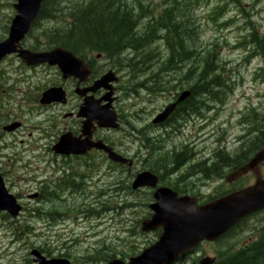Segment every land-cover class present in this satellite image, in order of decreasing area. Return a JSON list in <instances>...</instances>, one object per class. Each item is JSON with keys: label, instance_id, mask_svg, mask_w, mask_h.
<instances>
[{"label": "rangeland", "instance_id": "1", "mask_svg": "<svg viewBox=\"0 0 264 264\" xmlns=\"http://www.w3.org/2000/svg\"><path fill=\"white\" fill-rule=\"evenodd\" d=\"M13 0H3V5L7 6V3ZM126 3L128 8L133 12L135 18L134 28L136 29L137 38L134 42L131 43V47L120 52L118 55L112 57L113 60L117 61L121 71L122 77L126 73L128 75V86L125 90V93L131 95H139L143 98L148 97V93L154 94L156 96L160 93L165 92L163 88V79L172 83V87L175 88V84L181 85L183 90H187L196 84H201L199 79V70H202L204 67L207 69L206 81H215L219 79L217 73L220 72L221 67L217 60L214 57V54H211L209 57L205 54L196 52V47L193 46V42H199L198 39L201 38L207 39L211 34H204L205 20L203 19L204 14H201V18L196 16L198 13L206 9L213 3L222 4L223 2H229L227 0H163V1H152V0H120ZM140 2V4H139ZM252 4L251 13L252 22H254L257 30L263 27L264 31V0H240L238 5ZM212 3V4H213ZM211 4V5H212ZM2 5L0 0V34L3 33L4 26L8 22L7 15L9 14V8H5ZM68 4L63 5V9L67 7ZM239 7V6H238ZM247 8L249 5L246 6ZM67 10V9H65ZM63 10V11H65ZM256 12V13H255ZM229 12L217 11L214 16L211 18L212 22L219 23L226 18ZM249 15L247 20L251 17ZM59 16L52 18L51 27L56 26ZM240 24L243 27L246 23L245 19L239 18ZM181 21V22H180ZM158 22V23H157ZM248 22V21H247ZM176 27V31L179 34H184L185 39L188 40V48L194 51V57L185 62L178 67L177 63H168L170 58L171 51L170 49H176V38L172 36L173 29ZM236 34L231 33L227 38V41L230 39L233 41V38ZM211 41V39H207ZM160 43H167L169 47L168 55L165 59H162ZM157 44V45H156ZM156 45V46H154ZM258 57L263 58V54L260 52L256 53ZM222 56L226 57L225 61L227 64L229 61L232 62V67L235 70H238V74L235 75L234 80L240 81L243 77V83L236 87L233 92V99H230L226 105V109L218 116V124L226 119L231 120V123H226V127L234 128V124L237 120L235 117L236 114L228 115L230 109L233 108L235 111L239 106L242 105V99L236 98L235 95H264V83L256 82L255 87L250 81L249 76H244V69H249V74H252L251 69L255 68L258 65L257 61L252 62L249 66H241L239 62L238 54H230L227 49H224ZM214 57V62L212 66L213 72H211V63L210 59ZM156 64V65H155ZM203 65V66H202ZM182 67V68H181ZM7 69V67H6ZM214 84V85H213ZM9 87L14 88L12 84ZM180 88V89H181ZM222 88V83L218 80V83L209 84L208 93H204L199 96H195L192 106H199L200 103H203L205 99H212L218 90ZM203 90V91H205ZM181 91V90H180ZM167 92V91H166ZM150 94V95H151ZM167 97V94H164L162 101L157 103V106H160L164 99ZM241 101V103L238 102ZM223 99L219 100L217 107H220ZM203 105V104H202ZM202 107V106H201ZM200 116L194 115L187 117L186 119H177L173 124L172 128H168L167 134L164 131L159 129V132L152 133L151 130H146V127L143 126V115L139 114L138 119H131L126 117V121L135 127V130H130L127 125H125L128 133L130 135L131 141L134 143L133 150L139 151L142 153H151V157L143 159V164L146 166H151L157 168L160 164L167 163L169 170L176 169L178 166L171 164L173 162L172 155L182 154L181 158L185 159L181 164L182 166H188L193 163V159L196 153L198 156L203 157L199 164L196 166H190L192 168H187L183 170L184 179L182 180V186L185 188H196L197 185L203 182V179L211 173V165L219 162L218 166L220 171L229 168L237 160L236 155L240 153H245V151L231 155L230 152L235 151L238 145H242V148H247L252 144L247 143L249 137H256L258 134L263 131L260 126H256L252 129L251 134L247 135L243 140L237 141L235 136L230 134L227 137V134L224 135L222 131H218L215 137V142L221 141L223 138L226 141L227 147L226 152H213V144L208 140L205 141L200 137L199 141L201 142L200 146L196 145L195 139H190L191 134L188 130H184V125L188 122H192L197 118H203V115L199 113ZM153 115L149 114L148 118L151 119ZM146 118V120H148ZM217 122L210 121V125L216 127ZM141 125V126H140ZM201 124H199L200 126ZM140 127V130L138 129ZM237 133V132H236ZM140 144V148L139 147ZM211 150V151H210ZM30 155V153H29ZM225 156V157H223ZM222 157V158H221ZM141 158V154H140ZM199 160L198 158H196ZM221 159H225V162H222ZM26 161V159L24 158ZM196 160V162H197ZM34 161V159H33ZM20 172L17 174V179H26L22 176ZM169 176H163L164 179H170ZM96 177L92 180L91 185L87 184L86 187L90 188L86 193H96L99 187L103 186V182ZM93 184V185H92ZM205 182L201 184L200 187L203 188ZM209 184L203 188L206 191H213L214 185ZM15 190L21 191L26 189V184L22 180L16 183L13 187ZM119 188L117 184H114L113 188H107L104 192L108 195V200H116L118 195ZM209 193V192H208ZM84 196L78 191L74 195L67 196L62 195L63 202L62 204L66 205L68 209L65 210L63 207H55L58 210V216L63 212L67 216H63L61 220L57 221L59 223L55 224L53 228L47 230L44 228L35 229V232L28 235L24 240H19L17 244L13 243V238L7 236V234H0V264H25V259H30L29 257V246H46L45 248L60 252V254H67L72 264H108L102 261L88 262L86 257L93 255L96 249H101L102 247H109L115 250H128V245L131 243L135 245V254L141 251L149 242H153L157 239L158 234L156 232L142 233L139 232L140 224L146 217L148 210L143 206V201H140L139 206L135 209H120L117 211H111L109 204L106 206H98L97 200L94 199L93 195ZM123 196L122 194H120ZM137 196L140 199H145L143 192L137 193ZM127 201L136 204L139 199L133 196L128 195L127 197L123 196ZM136 198V199H135ZM99 199L103 200L104 198ZM138 199V201H137ZM53 205V201L44 206L45 209H49ZM85 205H89L85 206ZM74 209V210H72ZM40 226V225H36ZM44 229V230H43ZM138 231V233L136 232ZM230 238L234 241V235L231 234ZM227 241L221 243L222 247H232L233 243L228 244ZM214 245L203 244L198 253H194L185 260H180L179 264H190L191 258L194 256L198 257L199 254L213 255ZM56 255V254H55ZM54 255V256H55ZM127 260V259H126Z\"/></svg>", "mask_w": 264, "mask_h": 264}, {"label": "trees", "instance_id": "2", "mask_svg": "<svg viewBox=\"0 0 264 264\" xmlns=\"http://www.w3.org/2000/svg\"><path fill=\"white\" fill-rule=\"evenodd\" d=\"M65 4H68L67 7H65L67 10L62 8ZM41 15L48 17V19L57 15L67 19V21L62 20L59 25L52 28L51 31L53 32V36H56V43H60L73 50H95L110 56H115L122 52L124 48L131 47V43L137 38L136 29L133 27L135 22L133 17L135 18V16L126 3L120 0H45ZM252 31H254L250 36L252 42L255 43L259 51L264 50V46L258 38L257 32L254 29H252ZM171 34L175 36L176 45L178 47L176 49H170L171 56L168 63L171 64L175 62L178 67H180L181 64L189 62V60L194 57V51L188 48V40L185 39L184 34H179L176 31V27ZM211 54H213L211 51L207 52L208 57ZM213 58L214 57H212L209 62L211 63V72H213ZM206 73L207 69H205V67L199 70L198 80H200L202 84L195 85L196 89L205 90V88H208L209 84H217L216 80L206 81ZM202 92L208 93L209 90ZM182 113H187V110L182 111ZM181 156V154L172 156V166L176 165L178 166L177 168H179L185 160L181 158ZM244 157L245 156L239 157L238 161ZM225 161L226 160H223L222 162ZM218 164L219 162L211 165L210 176H219L221 171ZM165 165L168 164L165 163ZM144 168L157 173L160 179H163V176L165 177L170 172H160L156 168L146 165ZM183 179L184 176H181L176 182H180ZM123 183L129 188L127 182ZM172 185L174 186L173 183ZM54 217L55 216H51V218ZM130 248L129 251L121 254H128L134 247L132 246ZM214 253L215 261L213 264H264V233L259 236L257 241L248 245L242 247H220Z\"/></svg>", "mask_w": 264, "mask_h": 264}, {"label": "water", "instance_id": "3", "mask_svg": "<svg viewBox=\"0 0 264 264\" xmlns=\"http://www.w3.org/2000/svg\"><path fill=\"white\" fill-rule=\"evenodd\" d=\"M17 9L20 20L23 16L33 17L40 0H18ZM29 12L26 13L25 11ZM18 28L11 33L15 34ZM21 34L18 33L19 36ZM7 41L0 45V58L11 51ZM57 53L61 50L57 49ZM239 170L237 173L244 171ZM236 174V173H235ZM157 178L148 172L139 174L133 187H156ZM155 202L150 205L153 215L143 223L142 230L162 227L159 240L144 250L139 256L130 258L128 263L115 260L110 264H167L182 252L203 239L214 240L220 236L241 214L264 206V189L249 190L242 195L223 198L204 207H194V202L186 197L177 198L167 188H159L154 193ZM200 264H210L203 260Z\"/></svg>", "mask_w": 264, "mask_h": 264}, {"label": "flooded vegetation", "instance_id": "4", "mask_svg": "<svg viewBox=\"0 0 264 264\" xmlns=\"http://www.w3.org/2000/svg\"><path fill=\"white\" fill-rule=\"evenodd\" d=\"M82 60L83 64L80 63L77 67H75L74 76L64 77L61 73H59L55 80L49 85H38L26 88L23 94L20 96V99H23L24 103L19 101L17 98L12 97V99L5 105V90L2 88L0 83V136L3 134L15 136L19 132L21 133L25 130L36 129L38 131L37 138L44 143L42 145L44 150H51L61 136H64L63 140H65V142H73V140H77L80 143L87 144L91 143L92 141L102 140L105 144H107L110 138V136L107 134L108 130L96 128V121L92 120L91 116L90 118H87V116H85V114L80 111V108L85 102L88 101H95L96 104L98 99L105 96L106 91L103 89L97 90L96 87L94 88V84L99 77L109 70V67H107V64L102 59H99V57L96 56H86ZM53 87L61 88L64 98H61L60 102L45 106L44 108H51L57 113L62 112V116L60 117L61 119L59 122L52 121L46 129L42 130V122H40L38 126H35V117H28L29 107L32 104L39 103L43 92L48 88ZM194 98V95L189 98L191 103L186 104L187 108L193 105L192 100H194ZM112 106L117 113L119 110L125 108L123 100L120 97L113 101ZM197 107L199 106H196V108ZM19 119L21 122L23 121L27 125H23V122H20L19 128H17L14 132H3V128L5 126L17 123ZM28 122L32 123V125L29 126ZM125 125H127L129 128V124L126 122V120ZM167 125L168 122L165 126L164 124H160L158 127H160V130L165 131ZM84 126H87V128L83 131ZM52 128H56L58 131L55 133ZM28 136L30 137L31 133H29ZM13 145L14 142L7 144L6 148L8 150H12ZM138 148H140V144ZM93 152L96 151L91 150L86 156ZM63 157L65 156L59 155V159H61V161L58 162V167H62L60 172H64L65 170L63 167L65 166V159H63ZM83 157L84 159L88 158L85 156ZM95 163L96 161L94 160H85L86 165L93 166ZM74 165H80V161L76 160ZM17 170L18 168L15 167L14 172ZM2 174H5V172L3 171ZM54 190L58 192L64 191L66 192V196L67 194L72 196L76 192V190L70 185H58L54 187ZM34 194L37 196L39 193L35 192ZM101 196H105L106 198L108 197V195L103 192ZM53 198L54 196L47 188L43 189V205L52 202ZM52 211L54 215L50 214L49 217L56 216L58 214V210L55 207L52 209Z\"/></svg>", "mask_w": 264, "mask_h": 264}, {"label": "bare ground", "instance_id": "5", "mask_svg": "<svg viewBox=\"0 0 264 264\" xmlns=\"http://www.w3.org/2000/svg\"><path fill=\"white\" fill-rule=\"evenodd\" d=\"M139 4H140V2H139ZM141 5V4H140ZM126 49H128V48H126ZM125 48H124V50H126ZM123 50V51H124ZM261 53L263 54V58H264V50H262L261 51ZM113 56H111V58H112ZM156 65V64H155ZM182 68V67H181ZM216 80V83H218V80L217 79H215ZM201 84H202V82H201ZM196 85H199V84H196ZM178 90H183L184 88H181V85L179 86L178 85ZM181 88V89H180ZM187 91H188V93H189V95H188V98L185 100V101H183V102H181L178 106H177V108H176V112H175V114L173 115V117H171L170 118V120L168 121V125L166 126V130L164 131L165 132V134H167V129L168 128H172V124L177 120V119H186L187 117H190V116H194V115H198V116H200V108H201V106H202V104L203 103H200V105H199V107H197L196 108V106H191V107H185V105L186 104H188V103H191V101L189 100V98L191 97V96H199V95H202V94H204V92H202L203 90H201V89H196L195 88V86H192L191 88H189V89H187ZM192 102H193V100H192ZM179 110V111H178ZM180 110H182V111H184V110H187V113H182V111H180ZM127 122V121H126ZM128 123V122H127ZM129 124V123H128ZM129 128H130V130H135L134 128L135 127H133L131 124H129ZM160 127H158V129H159ZM174 155V154H173ZM172 155V156H173ZM182 155V154H181ZM223 160H225V159H221V161H223ZM173 163V162H172ZM157 170H159L160 172H165V171H167V172H171L172 170H169V166L168 165H165V164H160L157 168H156ZM169 172V173H170ZM104 193V192H103ZM101 194H102V192H101ZM101 194H100V198H104L103 200H101V199H99V204L102 206V207H104V206H106L107 205V201H108V197L106 198L105 196H101ZM97 200H98V198H97ZM51 218V217H50Z\"/></svg>", "mask_w": 264, "mask_h": 264}]
</instances>
